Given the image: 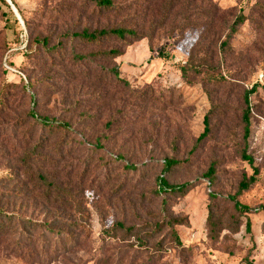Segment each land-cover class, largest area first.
Listing matches in <instances>:
<instances>
[{"label": "rangeland", "instance_id": "374dc122", "mask_svg": "<svg viewBox=\"0 0 264 264\" xmlns=\"http://www.w3.org/2000/svg\"><path fill=\"white\" fill-rule=\"evenodd\" d=\"M113 1L116 9L92 0H11L20 19L0 1V264H264V0H211L218 12L206 7L186 25L172 15L159 28L165 0ZM241 14L245 21L220 46ZM118 27L142 39L75 36ZM111 48L124 54L102 55ZM190 54L213 69L184 75ZM114 67L129 86L114 80ZM254 84L247 152L257 180L239 193L254 173L241 158L244 96ZM168 158L179 161L164 173L168 182L190 186L167 195L168 212L188 223L176 226L181 245L163 231L155 254L134 235L108 232L123 221L137 233L155 219L162 197L154 188ZM30 166L53 186H41ZM211 194L226 227L217 240L207 235ZM230 196L250 211H237Z\"/></svg>", "mask_w": 264, "mask_h": 264}, {"label": "trees", "instance_id": "16d2710c", "mask_svg": "<svg viewBox=\"0 0 264 264\" xmlns=\"http://www.w3.org/2000/svg\"><path fill=\"white\" fill-rule=\"evenodd\" d=\"M3 4L9 5L6 0H0ZM97 6H99L102 9H116L115 3L113 0H92ZM200 1V4H199ZM203 1H208V0H165L164 3L161 5V7L158 10V13L160 15V24H157V27L164 26V23L169 21L172 17V15H181L183 17L184 25H186L187 22L192 23V18H198L201 17L202 15H205L203 9L206 7L208 8H213L215 12H218V9L214 4L212 3L211 0L208 1L207 5L203 7ZM245 21L244 16L241 14L239 15L236 20L232 23L230 26L229 33L226 35V40H224L220 46H227L229 40L233 37V35L237 32V26L241 24L242 22ZM190 25V24H189ZM212 25V24H210ZM108 35H114L116 36L119 41L122 43L126 42V38L128 36L133 37V41H138L141 40V36L136 32V30L132 28H123V27H118V28H111V29H101V30H95V31H88L84 30L81 33H76L75 36H79L81 38H84L85 40L90 41L91 43H98L99 40L102 37H107ZM129 45V43H127ZM124 54L123 49L121 48H111L109 51L102 52V55L107 56V57H112V58H117L120 57ZM77 58H81V56H77ZM12 63V62H10ZM8 61V59L5 60L4 62V67L9 70L13 68ZM182 72L185 75V72L187 69L193 70L195 73L200 74L204 72H210L213 69V66L211 65L210 61L206 57H198L197 55H191L188 57V59L185 61L184 66H181ZM15 70V68H13ZM16 71V70H15ZM110 71L113 74L114 80H116L118 83L124 85V86H129L128 81L120 78L119 71L114 67L110 69ZM259 87L258 84H254L252 88L245 93L244 100L246 103V109L243 112V117H242V123H243V149L241 151V158L248 162L250 165H252L254 169V173L247 177L246 175L244 176L243 180L239 184V193L247 190L251 184H254L257 180L256 175H257V168L253 166L254 159L253 157L248 154L247 150L249 147V138L251 136V119H250V114H251V108H250V102H249V96L257 91V88ZM33 117H35V114L32 112L31 114ZM209 114L205 116L204 123H205V130L203 134L200 137V140L203 139L209 132ZM41 124L43 127H49L50 131H56L58 129V122L55 120H51L49 118H42L41 119ZM52 125V126H51ZM61 125V124H60ZM99 146V144H97ZM30 159L35 158L34 152H30ZM121 159V158H120ZM28 162H26L27 164ZM179 161L176 159H166L165 160V167L163 169V173L157 177L156 180V188H154V193L158 197H162L161 202H160V211L155 215V219L146 222L145 225L146 228L141 229L143 230L144 233L146 234L144 236L142 235L141 231H138L137 233H134V230H138V228L135 225H125L123 221H118L114 222L113 225L109 229V234L113 236H117L118 231L123 230L124 234L127 236L134 235L137 240L139 245H143L145 248H150V251L153 253H157L158 251H161L163 249L162 246V241L158 239L160 234L163 231H167L168 234L171 236V240L175 241L178 245H181V240L180 237L177 233L176 226L178 225H184L187 224L186 218H180L177 216H174L173 214L168 212V194L171 193H177V194H186V192L189 190V185L187 184H182V185H176V184H170L164 175V173H167L169 169L178 164ZM32 166L29 167V175L31 177L37 178V181H39L40 185L44 187V185H47L48 187L53 186V184H50V182L47 179V175L44 171L39 170V171H32ZM126 169L128 170H135L136 167L134 165H127ZM33 172V174H32ZM215 174V169L213 166H210L207 176L212 177ZM66 192V191H65ZM67 193V192H66ZM163 195V196H162ZM65 196V195H64ZM70 197V198H68ZM65 198L68 199V201L72 202L74 200V197L69 194L68 196H65ZM55 199L59 200L61 199L62 201H65L64 197L58 196L55 197ZM229 199L233 202L234 208L241 212V213H247L250 211V208L246 205L241 204L240 201L237 200L236 196H230ZM216 201V196L211 194L210 195V205H209V212L208 216L206 219V227H207V235L209 239L212 240H217L219 238V234L222 232L225 226H222L221 222V217L216 216L214 213V204ZM249 221L247 223L248 229H249ZM45 227H49L48 224L44 225ZM238 230V226H236L235 229L230 230L231 232L235 233ZM69 236V234H67ZM124 235V236H125ZM145 241V243H144ZM252 264V263H249Z\"/></svg>", "mask_w": 264, "mask_h": 264}, {"label": "water", "instance_id": "95a60500", "mask_svg": "<svg viewBox=\"0 0 264 264\" xmlns=\"http://www.w3.org/2000/svg\"><path fill=\"white\" fill-rule=\"evenodd\" d=\"M7 2L12 6V8H13L15 14H16V15L18 16V18L20 19V15H19L17 9L15 8V6L12 4L11 0H7Z\"/></svg>", "mask_w": 264, "mask_h": 264}, {"label": "built area", "instance_id": "2783aa9c", "mask_svg": "<svg viewBox=\"0 0 264 264\" xmlns=\"http://www.w3.org/2000/svg\"><path fill=\"white\" fill-rule=\"evenodd\" d=\"M260 81H262V76H260Z\"/></svg>", "mask_w": 264, "mask_h": 264}]
</instances>
